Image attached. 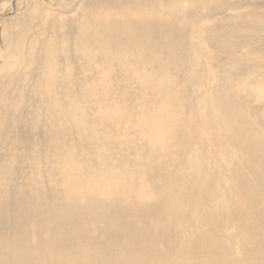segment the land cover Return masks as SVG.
I'll return each mask as SVG.
<instances>
[{"label": "bare ground", "instance_id": "obj_1", "mask_svg": "<svg viewBox=\"0 0 264 264\" xmlns=\"http://www.w3.org/2000/svg\"><path fill=\"white\" fill-rule=\"evenodd\" d=\"M14 1L16 11L17 0ZM152 1L151 7L141 11V14L137 11L139 8L134 6L130 8L129 12L125 10L127 13L114 9V11L102 13L103 17L96 24H89V22L84 24L81 27L83 35L79 37L76 46L80 50H78L79 52L82 50V53L86 54L87 64L93 63L91 65L97 67L103 63L112 67L116 65L113 62V59H116L120 70L133 74L143 88H159V84L162 83H159L158 80L163 74L167 76L165 74L169 63L181 66L183 61L179 58L177 46L183 44L181 41L184 38L178 42L172 41L171 36H164L161 45L157 36L160 30H157L158 28L154 25V18L156 20L158 17L160 8H157L158 0ZM11 2L13 3V1ZM134 12L140 14L136 19H132ZM9 13L0 14V17L9 16ZM98 17L100 18V15ZM113 17H117L115 21ZM193 25L194 23L188 24L187 27L191 31L188 34H192ZM179 35L177 39L183 36ZM192 35H189L191 42L194 39ZM164 51L166 57L163 56ZM196 53L197 50H193L192 64L188 67V70L191 69V73L197 66H195V62H198ZM95 57L99 61L94 60L97 59ZM206 66L209 67L206 73L214 76L215 72L212 73L210 65ZM151 67L153 70L150 69ZM44 78L42 92L46 96L44 103H48L47 108L43 107V110L46 108L48 114L45 117L51 122L53 121L57 129H72L76 138H80V140L85 138L90 142L95 140L92 129L94 126L100 127L103 138L97 139L99 141L96 142V140L95 143L99 144L96 149L101 148L96 152L102 153V155L96 153V157H102L96 163L97 165L89 166L85 159H78L71 153L69 146L68 148L60 146L61 151L54 161L55 171H58L59 178H52L57 180L52 181L55 186L63 187L68 203L64 198L65 204L63 202V205L58 206L55 211L49 209L51 212L53 211L52 213L43 210L45 212L43 215H41L42 207L34 203H28L26 207L19 206L14 217L20 223L25 221L27 223L30 220L35 223V235L32 236H35L37 242L32 245L29 236L22 232L14 233L12 240L8 237H0V264H264V125H262L263 122H259L256 114L251 119L245 111L244 104H237V101L234 103L227 98L225 101L222 100L220 105L216 102L223 107V110H215L217 107L215 97L211 96V92H208V102L199 97L192 103L193 111L198 110L197 113L201 118L198 121L200 126L196 129L197 136L192 131L193 127L190 124L184 126L177 119L178 114H175L168 99L161 103L162 105L154 106L153 109L149 108L148 111L139 108L133 110V113L131 110L128 113L120 107L122 102L120 105L118 98H116L117 101H114L116 94L113 95L114 92L110 94V91L105 89L103 80H96L97 84L94 81V83L90 82L93 84H89L85 90L86 100L92 108L93 124L89 116L82 114L83 109L77 101L80 96L74 91L67 90L70 83L66 82L67 78H65V82L63 79H61L63 82L59 81L61 91H55V83L58 78L55 69L48 70ZM261 81L260 86H257H259V90L260 88L264 90V80ZM198 83L202 90L207 86L202 80H199ZM165 84L162 86L164 87ZM255 84L257 83L255 82ZM255 84L253 85L255 86ZM65 85H67L66 88ZM95 85H102L101 89H96ZM95 89L96 91L99 89V92H96ZM196 89L194 90L196 91ZM164 90H167V87ZM259 90L257 92L254 90L255 95ZM140 92H136V94H140ZM224 92L228 93L225 89ZM159 93L162 95L163 91L159 90ZM101 94L105 97V101L101 102L102 105L97 103ZM142 94L140 96H146L143 92ZM166 97H170V95L167 94ZM140 98L144 99V97ZM178 101L184 105L182 101ZM113 102H117L116 105ZM179 103L178 106H180ZM206 105L209 107L207 108ZM204 118L209 119V122L206 123ZM108 126L112 128L113 132L115 130V136L111 134V130L106 131ZM128 130H133V136L128 133ZM177 133L180 137L173 138ZM137 141H144L145 145L149 147V152L158 154L155 159L157 164H159L158 162L165 163L168 167L176 162L175 165L179 169H175V173H172L170 169L169 181L167 182L165 179L169 184L166 188L167 192L164 186L161 188L157 185L160 187L158 194V191L154 192L149 189L155 183L148 182L146 176L149 172L147 167L150 168V165L147 166L148 163L147 165L122 164L123 160L120 158L122 163L119 164L122 166L119 165L118 168L107 162L110 150H106L108 146L106 143L116 142V145H113L120 149L118 146H121L122 143L134 146V142L137 143ZM72 144L74 145V143ZM224 145L230 146L228 150ZM204 147L207 154L204 155L203 160L197 165L192 164V160H195L194 157H196L194 155H199L201 152L199 150ZM126 148L128 149V146ZM109 149L111 148L109 147ZM232 149L242 150L240 152L251 156L247 160L246 167L249 170L248 165H252L251 168L259 170L260 178L257 175L254 176V171L250 172V170L246 174L250 180L244 179L243 181L239 177L240 175H236L237 177L235 176L229 181L224 179L228 175H224L223 170L227 168L226 164L229 159L233 160L231 157H226V153H231ZM118 154L117 159L121 153ZM243 154L241 155L243 156ZM231 155L235 154L231 153ZM241 164L243 165V163ZM243 167L245 168V165ZM213 172H216L215 176L212 174L213 179L207 176L208 173ZM159 173L161 174V172ZM40 176L37 170L34 171L29 177L30 182L38 187ZM256 177L258 179H255ZM26 181L28 182V180ZM150 183L152 184L149 187ZM155 197L158 201L153 199ZM62 200L60 204H62ZM47 208L50 207L47 206ZM190 209L191 212L188 213ZM190 216L192 217L189 219ZM152 217H154L153 222H151ZM49 219L56 221L55 223L67 221L69 226L65 230L52 226L48 237L43 239V235L40 234L41 231L37 227H43V224L48 223ZM60 225L63 226L61 223ZM203 225L209 226L210 229H203ZM97 231L103 240L100 239V241L97 238ZM155 231L159 234L157 235ZM157 246H161V250Z\"/></svg>", "mask_w": 264, "mask_h": 264}, {"label": "rangeland", "instance_id": "obj_2", "mask_svg": "<svg viewBox=\"0 0 264 264\" xmlns=\"http://www.w3.org/2000/svg\"><path fill=\"white\" fill-rule=\"evenodd\" d=\"M11 1H13L14 5ZM10 2L12 4L11 8ZM152 3V0H17V9L15 11L16 3L14 0H0V14L10 12L9 16L5 15V17H0V237H8L12 240L14 233L22 232L29 236L31 244L34 245L37 241L35 240V236L32 235H35L36 225H34L35 223H32L31 220L27 223L26 221L20 223L15 219L14 215L18 212L19 206L26 207L28 203H34L42 207L41 215H43V213H45L44 211L52 213L57 210L58 206L63 205L64 198L66 199L65 202L68 203L66 192H63L64 189H62L63 187L53 184V181L59 178L58 171H55L54 161L57 154L59 155L61 147L68 148L69 146L71 153L77 156L78 159H85L89 166L97 165L96 163L102 157H96V153L98 155H102V153L96 152L97 149L101 150V148L96 149V146L99 144L95 143L97 139L103 138V132L100 127L94 126L92 135L95 140L90 142V140H86L85 138H81L82 140L76 138L75 132L72 129H57V127H55L56 124L45 117L48 115L46 112V105L48 103H44L46 101V96L42 92V84L44 83L46 72L50 69H55L58 77L55 83V91H61L59 81L63 82L61 80L63 79L65 82V78H67L68 81L66 80V82L70 83L68 86L65 85V88L67 86V90L74 91V93L80 96L79 98L77 97L79 99H77V101L83 109L82 114L90 118L92 116V108L86 100V87H89V84L92 85L96 80H103L102 83L105 89H108L110 94H113V92V95L116 94L114 96V101H117L116 98H118V103H120V105L122 102L120 107L124 108L128 113H130V110L131 113H133L135 109L137 110L139 108L148 111L149 108L153 109L154 106H160L161 103H164V101L168 99L170 102L169 105L173 106V111H175V114H178L177 119L180 120L181 124L184 126L190 124L191 127H193L192 131L196 133V135V129L200 126L198 121H200L201 118L197 113L198 110L193 111L192 103L199 97L208 102V92H211V96L215 97V104L218 102L220 105V102L222 100L225 101L226 98L234 103L237 101V104H244L245 111L249 114L251 119H253V115L256 114L259 122L264 123V90L260 88V90H262L260 91L258 88L260 86L259 84L262 83L261 80H264V0H158L157 8H160V13L156 20L154 18V25L158 28L157 30H160L158 32L162 33L161 35L157 33L161 45L164 36H171L172 41L178 42L184 38L183 41H181L183 44L177 46L179 58L183 61H181V66L179 64L169 63V67L165 74L167 76L163 74L161 75L163 78H158L159 83H166L167 90H164L166 87L164 85V88L162 84H159V88L157 89L152 87H148L149 90L143 88L142 84L133 74L131 75L130 73L128 74L127 71L124 72L120 70L116 59H113L116 65L112 67H108V64L103 63L97 67H93V65H91L93 63L87 64V61H85L86 54L82 53V50L79 52L80 50L76 46L79 37L83 35L81 27L84 26V24L87 22H89V24H96L101 17H103L104 14L102 13H108V11L111 12L114 11V9L119 12L124 11L127 13L125 10L129 12L130 8L134 6L139 8L137 11L141 14V11L151 7ZM138 12H134V18L132 19H136L137 15H140ZM97 14L100 15V18ZM92 15L93 17H91ZM115 18L117 17H113L114 21ZM190 23H194L192 29L193 35L191 33L188 34L190 28L188 29L187 26ZM178 35L183 36L182 38L179 37L178 40ZM189 35L194 36L192 42ZM195 49L197 50L196 55L198 57V62H195V66H197L193 73H191V69L188 70V67L192 64L191 57ZM165 54L164 51L163 56H165ZM94 60L99 61L98 58ZM207 64L210 65L212 73L215 72L214 76L206 73L209 68L206 66ZM150 69L153 70V67ZM97 73H100L99 76H101L97 77ZM199 80H202L203 83L207 85H205L204 91L202 87L199 88ZM255 82L257 84H255ZM95 84H97V82H95ZM253 84H255L256 88ZM226 85L230 87L228 86V88ZM95 86L97 89L102 85ZM194 89H196V91ZM224 89L227 90L228 93L224 92ZM159 90L163 91L162 95L159 93ZM254 90L255 92L259 90V94L256 93L257 95H255ZM140 91L146 96H140V94L143 95ZM192 91L195 92L193 93ZM237 91L241 94H237ZM96 92H99V89ZM136 92H140V94H136ZM232 92H234V94L231 95ZM167 94H169L170 97H166ZM135 95L138 96L136 97ZM75 96L77 95L75 94ZM106 96L109 97L108 94H106ZM139 96L144 97L146 100L143 98L141 99ZM179 97L185 98L179 99ZM104 98L105 97L101 94L97 103L102 105L101 102L103 103L105 101ZM219 98L221 99L218 100ZM178 100L182 101L184 105L179 103ZM135 101H139L137 102L139 104ZM178 103L182 106H178ZM218 104L215 110L222 111L223 107ZM43 107L46 108L43 110ZM206 107L208 108L209 105H206ZM204 119L206 123L209 122V119ZM91 122L93 123L92 118ZM263 123L262 125H264ZM111 129L112 128L108 126L106 131L109 132ZM128 131V133L133 136V130ZM111 134L115 136V130L114 132L111 130ZM175 137L180 136H178L177 133L173 138ZM134 138L136 137L134 136ZM72 143H74V145ZM106 144L108 145L106 150H110L107 162H109L110 165L113 164V167L119 168L124 163H140L144 165L148 163L147 166L150 165V168L146 166L149 170L146 176L149 180L148 182L155 183L154 185H151L152 183L149 184V187L151 185L149 189L154 190V192H157L161 186H164L165 188H161H164L166 191L169 185L167 182L169 181L168 178L171 176V171L175 173V171L179 169L177 165H175L176 162L172 164V166L175 167L173 169L170 163L168 167L165 163L158 162L159 164H157V160L155 159H157L156 156H158V154L151 151L149 152V147L145 145L144 141L134 142V146H129V143L128 145L123 143L122 145L119 144L121 146H117L120 147V149L118 148L120 152L116 146L113 145H116V142ZM126 146H128V149ZM224 146L225 149L227 147L226 150L230 147ZM109 147L111 149H109ZM199 151H201L199 155L195 154V160H192V164L194 165L201 162L204 155L207 154L205 153L207 152L205 147L201 148ZM240 151L242 150H233L231 153L235 155H231L230 152V155L226 153V157H231L233 160L229 159L228 164H226V169H224L225 166L223 165L224 175L229 176H225L226 178L224 179L229 181L235 178L236 175H240L239 177L241 180H250V177L246 175L247 171L250 170V172H252V170L254 171V176L257 175V177L260 178L261 174L259 170L255 169V171L253 167L251 168L252 165L248 164L249 170L246 167L247 160L251 156L245 153L243 154ZM118 153H121L120 157H118L119 159L116 157L119 156ZM241 154H243L244 157ZM120 158L123 160V163ZM139 159H141V161H139ZM124 160L127 161L125 162ZM223 163L225 164L224 161ZM241 163H243V165ZM244 165L245 168L243 167ZM238 168L243 169L238 170ZM36 170L39 172V176L41 175L39 177L40 181L38 187L32 184L29 178ZM159 172H161V174ZM240 172H243V174ZM212 174L215 176L216 172L208 173L207 176L212 178ZM257 177L255 179H258ZM26 180H28V182ZM158 193L159 191L157 194ZM60 199H63L62 204H60ZM153 199L158 201L157 197ZM58 200L59 203H57ZM47 206L50 208H47ZM49 209L53 211L51 212ZM190 212L191 209L188 213ZM191 217L192 216H190L189 219ZM153 218L154 217L151 218V222L154 221ZM53 222L54 220L49 219L48 223L43 224V227H37L41 231L40 234L43 235V239L48 237L52 226H57L56 228L60 227V230H65L69 226V222L64 220L63 222L57 221L58 224L55 223L56 221ZM60 223L63 224V226H61ZM203 229H210V227L203 225ZM98 234L99 232L97 231V235ZM158 234L157 232V235ZM97 238L103 240L101 235H98ZM157 248L161 250V246H157Z\"/></svg>", "mask_w": 264, "mask_h": 264}]
</instances>
